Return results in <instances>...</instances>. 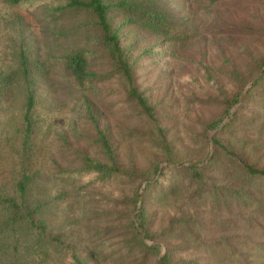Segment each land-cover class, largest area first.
I'll return each instance as SVG.
<instances>
[{
    "label": "rangeland",
    "instance_id": "rangeland-1",
    "mask_svg": "<svg viewBox=\"0 0 264 264\" xmlns=\"http://www.w3.org/2000/svg\"><path fill=\"white\" fill-rule=\"evenodd\" d=\"M143 1L166 11L171 29L159 35L125 26L123 44L137 61L139 89L155 105L174 151L186 159L178 167L166 163L153 124L121 77L79 84L67 72L65 55L77 49L88 54L91 71L111 72L90 13L53 16V2L0 0V264H76V256L83 264H157L160 255L159 262L169 256V264H264V179L245 174L215 143L208 160L210 132L217 129L213 141L219 134L243 158L264 166V90L246 99L247 90L232 132H222L229 118L220 129L208 127L247 78L244 93L264 59V0ZM116 17L118 23L124 14ZM27 73L37 96L28 141ZM97 125L109 128L124 165L144 170L160 161L174 170L147 192L146 184L159 176L143 182L136 210L119 200L131 197L140 182L98 181L79 172L81 154L101 156L90 138ZM189 161H207L199 165L206 167L208 188L201 195L177 170ZM27 177L22 192L19 183ZM143 203L156 237L146 238L160 250L135 258L123 233L131 218L140 226ZM183 213L192 219L189 227L176 220Z\"/></svg>",
    "mask_w": 264,
    "mask_h": 264
},
{
    "label": "trees",
    "instance_id": "trees-1",
    "mask_svg": "<svg viewBox=\"0 0 264 264\" xmlns=\"http://www.w3.org/2000/svg\"><path fill=\"white\" fill-rule=\"evenodd\" d=\"M13 4H21L24 2L48 1L53 2L51 8V15L64 16L77 11H87L93 16L95 27L99 33V43L102 49L107 53L110 60L111 72L109 74H98L89 69V56L84 49L72 50L65 55V67L69 75H71L79 84H84L86 81H101L111 75H118L128 85V94L139 105L143 114L147 116L149 121L153 124L155 135L159 146L165 154V159L172 164H183L186 159H180L179 155L173 149V145L166 134V128L161 125L158 117V112L151 103L149 97L144 91L139 89L136 83L135 66L137 61L132 57L131 50L123 44L122 29L125 26H142L149 29L155 34L166 35L171 29L170 15L153 3H145L143 0H9ZM215 3L217 0H209ZM229 4H236L242 0H221ZM123 13L124 19L117 23V13ZM67 29L66 32H68ZM234 30V29H232ZM242 32L254 31L253 28L241 27ZM145 51L150 53L152 48H146ZM25 65V61H23ZM264 65V59L256 66L255 73H257ZM26 69V68H25ZM27 72V69H26ZM235 77L238 78V72L234 71ZM247 78L240 79L242 87L234 96L225 99V110L223 115L208 124L210 129L217 128L223 119L229 114L230 109L236 105L243 93V87L247 83ZM264 90V71L252 82L248 89L246 99L255 95L257 91ZM26 103L24 110L25 123V137L28 141L34 133L35 118L34 112L37 105V96L35 88L29 80L28 73L26 74ZM238 110H236L230 117L223 131L232 132L237 126ZM94 147L98 148L100 157H92L88 153L81 154L82 165L79 172L88 174H95V179L98 181H106L109 179H121L129 183L140 182V185L134 189L131 197L119 200L124 201L127 205L132 204L133 210L137 209L140 199V188L144 181L154 180L160 169V161H154L147 169L142 170L134 163L124 165L120 160L117 150V145L111 137L109 128H102L97 125L95 135L90 136ZM214 143L218 149L233 162L240 165L241 169L251 177L264 179V166H259L255 162L248 161L243 158L240 153L231 149L226 143L222 141L219 134L214 137ZM214 159V157H213ZM212 159V160H213ZM205 166H199L189 163L179 170L189 181L196 184V194L201 195L208 190L206 186ZM166 170L174 171L171 167L166 166L160 173L159 177L154 182L146 184V192L156 186H162L165 179ZM175 170V171H177ZM29 178L20 181L19 188L22 192L26 190L27 181ZM231 194L238 195L242 193V189H231ZM3 202H10L15 204L12 199H3ZM137 219L144 228L145 235L148 239H155L150 232L149 216L145 203L137 213ZM182 221L185 226L189 227L193 222L186 213L176 219ZM123 238L125 246L130 253L135 254V258L139 256L149 257L150 255L158 254L160 250L159 244L148 245L141 236L138 225L134 218H131L126 225ZM169 256H165L159 264H169ZM76 264H83L82 259L76 256Z\"/></svg>",
    "mask_w": 264,
    "mask_h": 264
},
{
    "label": "water",
    "instance_id": "water-1",
    "mask_svg": "<svg viewBox=\"0 0 264 264\" xmlns=\"http://www.w3.org/2000/svg\"><path fill=\"white\" fill-rule=\"evenodd\" d=\"M263 71H264V65H263V66L261 67V69L255 74V76L253 77V79L249 82V84L247 85L246 89L244 90V93H243V95H242L240 101H239L236 105H234V106L231 108V110L229 111L228 116H227V117H226V118L220 123L218 129H220L221 127L224 126V124L226 123V120L229 118V116H230V115H231V114L237 109V107L242 103V100L244 99V97H245V95H246V92H247L249 86L251 85V83H252V82H253V81H254V80H255V79H256V78H257V77L263 72ZM216 130H217V129H214V130H212V131L210 132V140H211V146H212V149H211L210 155H209V157H208V160L212 157V154H213V147H214L213 135H214V133L216 132ZM206 162H207V161H206ZM206 162H204V163H200V162H197V161H189V163H194V164H196V165H203V164H205ZM166 163H167L169 166H171V167H178V166H179V165H174V164L169 163V162H166ZM163 167H164V163L160 165V169H159V172H158V176H159V174L161 173ZM158 176H157V177H158ZM143 192H144V189L142 188V189H141V194H142V196H143ZM139 227H140V231H141V234H142L143 239H144L148 244H152V243L157 242V241H148L147 238H146V235H145L144 229H143L141 226H139ZM160 258H161V255H160V257H159V259H158V261H157V264H158Z\"/></svg>",
    "mask_w": 264,
    "mask_h": 264
}]
</instances>
